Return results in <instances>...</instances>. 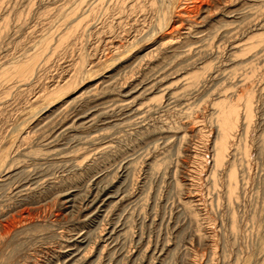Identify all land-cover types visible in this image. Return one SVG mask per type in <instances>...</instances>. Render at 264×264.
<instances>
[{
    "label": "rangeland",
    "instance_id": "obj_1",
    "mask_svg": "<svg viewBox=\"0 0 264 264\" xmlns=\"http://www.w3.org/2000/svg\"><path fill=\"white\" fill-rule=\"evenodd\" d=\"M65 2L0 0L1 69L56 43ZM87 2L99 3L88 27L38 64V80L0 79V153L14 161L0 264H264V0ZM225 103L242 124L214 169ZM103 190L82 222L84 196ZM81 231L83 263L63 254Z\"/></svg>",
    "mask_w": 264,
    "mask_h": 264
},
{
    "label": "bare ground",
    "instance_id": "obj_2",
    "mask_svg": "<svg viewBox=\"0 0 264 264\" xmlns=\"http://www.w3.org/2000/svg\"><path fill=\"white\" fill-rule=\"evenodd\" d=\"M2 1L3 0H1V2ZM71 1H73V0H66L67 3L65 2V3H63L60 6L58 5V7L56 8L57 9L55 11V13L57 12L56 13V18L59 19L58 20L59 22H61L60 25L61 26H64V27L67 26V29L64 32H62L61 34L59 33V35L57 36L56 43L53 46H50L51 43L48 40L49 38L46 37L44 40H42L41 44L39 45V49H37L34 54L26 57L25 58V61H21V62L20 61L19 62L16 61L13 64V66H11L10 69H5V68H2L1 69L0 68L1 69L0 70V79H1V81H2V79L4 80L5 78L7 79V81H11L12 80L11 78H14V76H16L17 79L20 80V81L33 82L36 79L38 80V78H36V67L38 66V64L41 61H44V59L49 55V53H50V55L53 54L54 52L56 53L57 50H59L60 48H62V50H63V48H67L68 46L73 45L75 43V41H78V38H80L82 36V34L84 33V30L88 27V23H89L88 22L89 21L88 17L89 16L90 17L94 16L95 10L97 9V6L99 5V3L97 4V2H93L91 4H88L87 0H80L78 2V4H75V3H77V2H75L74 5H73V3H71ZM9 2H11V1H9ZM70 3L72 4L71 5L72 7H70ZM101 3L103 4L104 2L102 1ZM84 6H87L86 9H85L86 11H88L87 17L84 20H80L75 25H73V24L71 25V23H73V21L71 22V20L73 18H75L77 12H79V9H82V7L84 8ZM86 14H87V12H86ZM47 16L48 15H46V18H47ZM7 26H8L7 21L6 22L4 21V28L7 27ZM2 29H3V27H2ZM231 31H232V29H231ZM49 37H52V36L50 35ZM201 49H202V46L200 48H198V51L201 50ZM263 51H264L263 49H260V52H263ZM71 81H72V79H71ZM64 84H66V83H64ZM64 84H62V86ZM67 84H66V86H67ZM30 85H31V83H30ZM68 86H69V84H68ZM55 90H57V89H55ZM58 90H60V89H58ZM46 93H48V91ZM50 93H53V92H50V90H49V94ZM250 93H249V95L247 97L245 96L246 97V99L244 100L245 103L242 102L244 104L243 106L245 107V109H244L245 110V112H244V119L242 120L243 121V124L241 123V121H239V117H240L241 114L238 113L237 108H236L235 105H226V103H225V104H222L221 107H220V109L218 110V114L219 115L216 118V124H217V126H216L217 127V130H216V133H217V141L215 142L214 149H213L214 150V152H213V157H214L213 168L214 169H217L218 167H221L222 164H223V160L225 161V158H226L225 155H226L227 151L230 148V144H231L230 142H232L231 138L232 137L234 138V136L236 134L235 133L236 132V128L237 127L238 128H241V125H238L239 122L243 126H244V124L246 126L247 125L246 124L247 121H249L250 120V117L252 116L251 115V107H252L251 106V104H252V100L251 99H252V97L250 96ZM45 95H46L45 93H42L41 95L36 96L34 98L35 99H39V98L45 97ZM233 97H235V96H233ZM84 116L87 117V115H83L81 117H84ZM62 124H64V123H62ZM71 125H72V123L70 124V126ZM62 129H65V128H62ZM50 138L47 139L46 141L44 140V142H46V145H51L53 143V140H50ZM21 140H22V142H24L26 140V138H23ZM43 144H45V143H43ZM47 154H49V152L48 151H45L44 153H41V154H38V155L39 156H47ZM6 161H7L6 158L0 153V184H2L5 179L9 178V176H8L10 174L9 173V170L14 165V161H11L10 160L8 163H6ZM32 171H34V170H32ZM29 172L30 171L27 170V167H26V170L23 169V170H20L18 174H16V173H14V174L19 175V174L23 173L25 175H30ZM233 172L230 171L229 172V175H228L229 196H233L234 190H235L236 180H235V175H234L235 173L233 174ZM105 193H107V190H103V192H98V193H95V194L92 192V193L87 194V195L84 196V198H83V201L84 202H83L82 206L79 207V214H81L82 222H87L89 219L92 218L93 214H95L97 211H100L101 208L106 204V201L103 202L104 201V198L102 199V197L104 196ZM66 202H68V201L66 200ZM69 202H71V200H69ZM21 220H22V217H21ZM10 227H11V224L10 225L9 224H1L0 234H1V236L2 235L3 236L0 239H4L5 240V238H7V234H10L9 233V230L11 231ZM11 228L13 230V226ZM115 228H112V230L108 231V234H111L112 231H113V229H115ZM12 235L14 236V234H12ZM76 235L78 236V238H81V240H78L77 238L74 239V240H70L66 244V246L64 247L63 254H64V257L71 258L70 260L73 261V262H79L81 260V262L83 263V261H84V259H83L84 258V254L83 253L84 252H83V249H81V247H80L79 244L83 243L82 241H84V239L87 240L86 238L88 237V234H86L85 232L82 233V231H81L79 233H76ZM3 237H5V238H3ZM108 237H110V236H108ZM7 241H8V239H7Z\"/></svg>",
    "mask_w": 264,
    "mask_h": 264
}]
</instances>
